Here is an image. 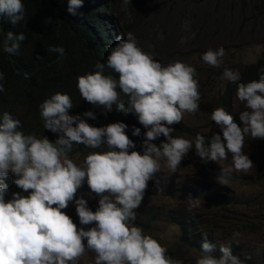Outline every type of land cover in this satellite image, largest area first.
<instances>
[{"label":"clouds","instance_id":"9594fccd","mask_svg":"<svg viewBox=\"0 0 264 264\" xmlns=\"http://www.w3.org/2000/svg\"><path fill=\"white\" fill-rule=\"evenodd\" d=\"M114 1L59 0L58 4L69 16L84 5V12L89 14L87 27L98 45L101 62L95 65V72L78 77L77 87L85 101L98 105L95 112H84L86 119L80 114L70 115L74 106L70 95L57 92L40 105L44 126L37 138L20 130L21 121L7 111L14 110L13 105L0 111V264H78L86 250L95 253V264H181L167 255L157 239L131 222L143 203L148 182L160 169L165 171L158 161L164 159L174 173L193 147L191 141L172 133L185 113L200 108L195 68L181 61L164 66L139 48L119 21ZM123 3L127 6L131 0ZM4 17L8 20L0 22V27L7 30V26H16V34L9 31L0 47L15 54L20 42L26 40L18 30L25 22L22 0H0V19ZM159 38L163 39L162 33ZM48 51L65 55L62 46H49ZM224 55L225 49L220 47L207 50L202 59L219 67ZM105 68L117 73L118 79L105 75ZM3 79L0 71V92L4 91ZM222 79L236 84V96L245 106L240 112L243 127L223 107H217L211 119L222 136L213 134L206 144L205 137L198 134L194 147L205 161L218 163L231 154L232 167L222 168L221 176L235 170L242 177L225 185L234 195L231 200H207L194 189L175 185L177 191L191 192L190 197L184 196L191 204L189 209L214 208L211 216L217 224L210 231H202L196 264H245L251 256L245 257L238 248L257 243L264 236V219L257 224L225 216L235 207L249 205L238 203L237 197L249 198L253 192L261 198L257 184L249 186L257 181L248 175L254 164L245 154L244 144L246 137L264 138V73L258 80L243 83L238 71L225 68ZM129 113L147 129L142 153L129 151L135 149L128 136L132 132ZM133 135H141L140 128L134 127ZM161 136L165 141L153 143ZM74 145L77 148L73 149ZM77 155L84 158L82 165ZM85 181L90 192L99 197L95 211L88 207L90 199L77 197ZM74 205L76 213L70 217L67 214ZM238 225L243 229L237 230ZM261 262V258L256 260Z\"/></svg>","mask_w":264,"mask_h":264},{"label":"trees","instance_id":"16d2710c","mask_svg":"<svg viewBox=\"0 0 264 264\" xmlns=\"http://www.w3.org/2000/svg\"><path fill=\"white\" fill-rule=\"evenodd\" d=\"M175 1L177 2V0H162L154 4L153 7L148 0H131L127 6L124 5L123 0H115L113 4L118 11L117 17L125 26L126 32L128 34L141 33L146 38L145 44L136 40L137 46L143 48L144 52L150 54L153 59L164 66L182 60L183 63L195 68L194 79L198 81L200 93L198 103L205 104L207 102L211 108L209 114L204 117H199L198 111L185 113L182 121L173 126L172 135L188 139L192 142L193 147L183 157L180 166L174 173L169 171L164 159L158 161L166 172L160 169L155 178L148 182L143 203L136 210L135 221L131 222L135 226L141 227L144 234L157 239L167 249V255L173 259L183 264H196L197 256H194L197 253L196 246L202 237V231H210L212 226L217 224L216 219L211 216L214 208L203 206L199 211L197 206L189 209L191 204L185 202L184 196L177 193L178 187H175L173 180L179 179L181 188L194 189L207 200H218L223 197L231 200L234 197L231 189L225 185L241 178L242 175H238V172L233 170L231 175L221 176L222 168L232 167L231 154L227 160H221L218 163L212 160L205 161L196 153L195 140L200 134L205 137L207 144L213 134L218 133L222 136L220 128L211 119V113L217 107H223L233 116L234 122L243 127L240 112L245 108L236 96V84L222 79V75L227 68L240 73V82L247 83L258 80L264 73V56L256 61L244 63V51L253 45L241 47L229 40L220 46L225 49L220 66H210L203 61V54L209 49L215 51L220 47L214 48L208 43H200L206 47L198 48L197 39L188 42V44H180L175 42L174 35L169 33L170 27L183 24L185 18L171 26L168 25L159 34L151 37L154 33L151 28L157 24H153L149 30H146V27L141 23L150 17H157L158 21L168 23L165 12L173 7ZM202 1L206 0H193L197 4ZM240 1L239 10L242 11V5H244L243 12L245 13L242 17L243 22L237 24L241 31L240 34L242 32L249 33L255 37L256 32L264 28V20L261 18L264 13V0ZM22 2L25 5V22L19 26L18 30L19 33L25 34L26 40L20 42V48L15 54L4 52L0 47V71L4 74L2 81L4 91L0 92V111L11 108L13 105L14 110L8 109L7 111H12L21 121L22 128L20 130L26 135L34 134L40 138V131L44 126V122L41 120L40 105L53 94L60 92L70 95L74 105L69 110L70 115L80 114L83 119H86L88 117L83 116L84 112L89 110L95 112L94 107L98 109V105L90 104L80 96L77 82L79 76L95 72L97 70L95 65L101 61L98 45L87 27L89 14L84 12L85 5L83 9H77L76 15L69 16L59 8V0H22ZM181 2L185 7L180 10V15L186 17L192 0H181ZM248 3L252 4L245 8V4ZM110 4L111 10L114 11L113 4L111 2ZM6 20L8 18L4 17L0 19V22L4 23ZM6 29L3 30L0 27V45L6 41L9 31L16 34V26L10 25ZM161 33L163 39L159 38ZM166 39L168 40L166 41ZM169 40L173 41L175 46L170 45ZM49 46H62L65 49V55L60 56L58 53L49 52ZM229 50L234 52L235 57L234 59L229 58L226 62ZM38 56L41 58L37 59ZM25 73L28 74V78H25ZM104 74L118 79V74L110 69L105 68ZM218 84L219 86H217ZM211 97L217 101L215 107L210 100ZM122 98L126 97L122 95ZM129 115L131 116L130 131L132 132L131 136H128L135 143V149H129V151L136 150L142 153V142L147 129L139 123L138 117L134 113H129ZM86 121L92 125L91 121ZM134 127L140 128L141 135H133ZM52 138L56 137L52 136ZM262 139L264 140V138H245L244 152L253 161L254 165L249 176L254 179V182L264 180V144L259 143ZM162 141H165L163 136L153 143L159 145ZM75 146L73 149L77 148ZM258 147L262 148L260 154L255 152ZM214 177H219L222 181L217 182ZM80 196L91 200L88 207L92 211L97 209V198L99 197L90 192L86 181L78 190L77 197ZM75 213L74 205V209L67 215L73 217ZM164 224L179 227L180 232L176 233L175 240L168 242L164 237L162 233ZM240 229H243L242 225L237 226V230ZM244 229L252 230L249 227ZM208 237L215 238L212 235ZM263 241L264 236L260 237L257 243L248 242V246L238 248L245 257L251 256V259L246 260L245 264H264ZM90 254L95 255L91 250H86L80 260L83 259L84 263L85 258ZM260 258L262 262L256 263V260ZM80 260L78 264H80ZM90 264H95V262H90Z\"/></svg>","mask_w":264,"mask_h":264},{"label":"rangeland","instance_id":"374dc122","mask_svg":"<svg viewBox=\"0 0 264 264\" xmlns=\"http://www.w3.org/2000/svg\"><path fill=\"white\" fill-rule=\"evenodd\" d=\"M161 1L162 0H150L149 2L153 7L154 4ZM173 4V7L165 12V16L168 17V23L164 21H158L157 17L147 18L141 23L146 27V30H149L153 24H157L151 28V31L154 32L151 37L159 34L164 28L168 27V25L171 26L185 18L183 24L177 27L172 26L169 29V33L174 35L175 42H179L180 44H188V42L197 39V43L199 44L198 48L206 47L200 43H208L210 46L218 48L221 46V44L231 40L235 45H239L241 47L253 45L244 51V63L256 61L261 56H264V28L259 29L256 32L255 37H252L249 33L242 32L240 34L241 31H239L237 24L243 22L242 17L245 15L243 12L244 5H242V11L239 10L241 7L240 0H206L199 4L193 2L192 0V5L189 7L186 17L180 15V10L185 7L181 0H177V2L175 1ZM251 4L252 3L245 4V8ZM261 18L264 20V13L261 15ZM131 35L135 38V41L137 40L142 44H145L147 41L144 35L141 33H135ZM167 40L168 39H166V41ZM169 44L175 46V43L171 40H169ZM141 49L144 51L143 48ZM229 51V57H227L226 62L229 60V58L234 59L235 57L234 52L232 50ZM180 61L182 62V60ZM203 80L205 81V79ZM217 86H219V84ZM210 100L213 103V107H215L217 102L216 99L211 97ZM199 105V117L207 116L211 110L210 105L207 102H205V104L199 102ZM243 107L245 108L244 104ZM202 111L204 112L200 113ZM259 143L264 144V140H260ZM255 152L256 154H260L262 152V148H256ZM75 158L77 161H79L80 165L84 163V158H82V155H77ZM250 174L251 172L248 173V175ZM179 181L180 180L177 178L173 180L175 185L178 184ZM256 184L257 194L261 198L255 197L253 192L250 193L251 197L249 198L237 197L235 200H237L238 203L245 204L248 202L249 205L246 207L241 206L238 209L235 207L234 209H231V211L225 212V216L228 219L232 221L239 220L246 223L253 221L257 224L264 219V180L257 181L256 183L249 186L254 188ZM242 187L244 186H241V189H243ZM177 193H180L182 196L186 197H190L192 195L188 190H180L177 191ZM178 232H180V229L175 225L164 224L162 226V233L168 242L170 240H175L176 233ZM261 232L264 233V231ZM199 256L200 254L198 252L195 253L194 257H196V261ZM94 257L95 255L93 254L87 255L84 263L90 264V262H95ZM79 263L84 264L83 259H81Z\"/></svg>","mask_w":264,"mask_h":264},{"label":"bare ground","instance_id":"6f19581e","mask_svg":"<svg viewBox=\"0 0 264 264\" xmlns=\"http://www.w3.org/2000/svg\"><path fill=\"white\" fill-rule=\"evenodd\" d=\"M100 1V0H99Z\"/></svg>","mask_w":264,"mask_h":264}]
</instances>
